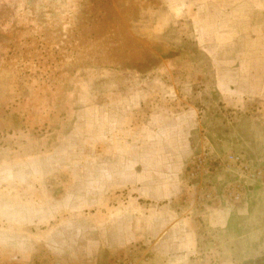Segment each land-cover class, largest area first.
I'll list each match as a JSON object with an SVG mask.
<instances>
[{"label": "rangeland", "instance_id": "rangeland-1", "mask_svg": "<svg viewBox=\"0 0 264 264\" xmlns=\"http://www.w3.org/2000/svg\"><path fill=\"white\" fill-rule=\"evenodd\" d=\"M228 156L264 171V0H0V264H168L171 228L264 264V174Z\"/></svg>", "mask_w": 264, "mask_h": 264}, {"label": "built area", "instance_id": "built-area-1", "mask_svg": "<svg viewBox=\"0 0 264 264\" xmlns=\"http://www.w3.org/2000/svg\"><path fill=\"white\" fill-rule=\"evenodd\" d=\"M206 162V156H199L191 165L189 171L187 172V181L193 182L197 179L198 176L206 174L209 169H205L204 165ZM215 163V162H214ZM224 168L226 171L235 172L238 177L244 178L249 181H257L261 177V174H264V171H250L245 165L242 164V159L239 156H228L223 161L215 164L213 171H218ZM226 190V199L232 202L239 200L241 189L239 185H233L227 187ZM210 194L205 193L199 196V201H209ZM119 260L114 261L112 264H121ZM122 264H131L129 261Z\"/></svg>", "mask_w": 264, "mask_h": 264}, {"label": "crops", "instance_id": "crops-1", "mask_svg": "<svg viewBox=\"0 0 264 264\" xmlns=\"http://www.w3.org/2000/svg\"><path fill=\"white\" fill-rule=\"evenodd\" d=\"M173 228L159 233L153 242V250L156 253V259H163L168 264H188L191 254V246L187 243H174ZM173 247H168V246ZM165 247V248H163ZM165 250V252H162ZM164 256V257H163Z\"/></svg>", "mask_w": 264, "mask_h": 264}, {"label": "trees", "instance_id": "trees-1", "mask_svg": "<svg viewBox=\"0 0 264 264\" xmlns=\"http://www.w3.org/2000/svg\"><path fill=\"white\" fill-rule=\"evenodd\" d=\"M244 264H256V261H247L246 263Z\"/></svg>", "mask_w": 264, "mask_h": 264}]
</instances>
